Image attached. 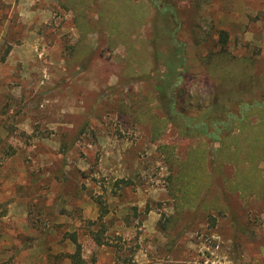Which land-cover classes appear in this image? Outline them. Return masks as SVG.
<instances>
[{"label":"rangeland","instance_id":"rangeland-1","mask_svg":"<svg viewBox=\"0 0 264 264\" xmlns=\"http://www.w3.org/2000/svg\"><path fill=\"white\" fill-rule=\"evenodd\" d=\"M165 2L0 0V264H69L73 237L88 264H264V109L225 146L151 127L177 71L171 92L205 121L217 96L263 104L264 0ZM190 154L208 175L177 215L168 161Z\"/></svg>","mask_w":264,"mask_h":264},{"label":"trees","instance_id":"trees-1","mask_svg":"<svg viewBox=\"0 0 264 264\" xmlns=\"http://www.w3.org/2000/svg\"><path fill=\"white\" fill-rule=\"evenodd\" d=\"M153 2L158 10L171 11L170 4L163 0H150ZM168 9V10H167ZM264 18V13H263ZM218 42L221 46H224L227 42V32L222 30L219 32ZM183 75L181 71H177L174 79L162 80L157 82L155 89L157 91V102L158 108L161 109L162 115L152 122V132L156 135H160L163 131V125L167 122L176 125L180 134L192 137L201 135L200 131H203L204 135L223 142V146L227 145L225 141L229 139V142H233V138L230 137V128H228L231 123L237 122L243 125L248 119L252 108H263L264 109V99L261 100L263 104L260 105L259 101L253 100L248 101L245 99H240L233 101L231 98L225 101V103L217 100V97L211 101L208 108H205V116L207 121L204 120L203 114H189L187 109L181 108L180 98L181 90L175 95L171 91L177 89L178 83L181 81ZM247 77V76H246ZM172 80V81H171ZM246 78L239 80V83L234 85L235 90L242 91L243 93L247 91L260 90L259 79L252 78L251 84L246 85ZM247 87V90L244 87ZM257 96V95H256ZM264 98V94L260 96ZM237 105V109L234 111L226 107V103L231 102ZM230 103V104H232ZM233 105V104H232ZM202 126V128H200ZM202 129V130H201ZM224 133V135H223ZM203 135V134H202ZM234 143V142H233ZM225 148V147H224ZM231 149L228 147V150ZM231 152L233 156L237 153L235 147L232 146ZM166 154L165 151L162 152ZM248 153V152H247ZM247 153L242 152V155H247ZM241 155V152L237 153ZM230 155V156H232ZM241 155V156H242ZM241 161V160H240ZM169 167L173 169V173L169 176L171 182L172 196L175 201L174 209L177 215L183 213L185 208H193L198 202L200 191L203 189L205 184V177L208 175L207 171L200 164L198 159L190 154L185 158V160H180L177 156H171L169 158ZM95 201L98 205V216L97 221L100 225L98 229L89 230L90 236L93 238L97 245H106L107 237L105 235L106 227L104 226L103 218L108 213V209L103 204V201L96 197ZM180 217L176 216L174 220H178ZM91 223V222H90ZM73 243L75 244V249L73 252L67 254L69 259V264H88L81 253V245L77 242L76 238L73 237ZM127 264L131 262H126Z\"/></svg>","mask_w":264,"mask_h":264}]
</instances>
